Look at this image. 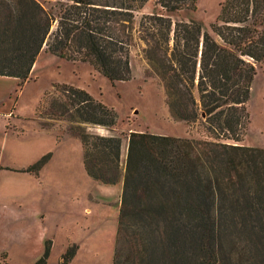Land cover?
Masks as SVG:
<instances>
[{
	"label": "trees",
	"instance_id": "obj_1",
	"mask_svg": "<svg viewBox=\"0 0 264 264\" xmlns=\"http://www.w3.org/2000/svg\"><path fill=\"white\" fill-rule=\"evenodd\" d=\"M53 1L0 0V76L26 79L44 50L127 81L140 46L171 115L203 128L199 137L130 131L121 167L120 136L87 130L114 126L111 107L65 83L45 97L42 125L70 123L87 174L122 179L113 264H264V148L241 143L264 68V0H223L207 27L171 17L197 0H156L138 18L149 0ZM49 157L23 170L37 173Z\"/></svg>",
	"mask_w": 264,
	"mask_h": 264
},
{
	"label": "rangeland",
	"instance_id": "obj_2",
	"mask_svg": "<svg viewBox=\"0 0 264 264\" xmlns=\"http://www.w3.org/2000/svg\"><path fill=\"white\" fill-rule=\"evenodd\" d=\"M222 1L197 0L194 10L171 17L207 27ZM156 9V0H149L136 16ZM130 62L131 79L112 82L87 62L42 50L26 79L0 76V264H35L46 250L45 264H113L123 182L102 184L87 174L80 138L67 133L70 123L42 125L41 104L54 84L83 88L114 110V126L87 130L120 136L121 167L130 131L200 136L199 122L171 115L157 79L146 76L140 46L133 48ZM247 109L241 143L264 148V68L257 69ZM45 154L50 157L37 173L23 170Z\"/></svg>",
	"mask_w": 264,
	"mask_h": 264
}]
</instances>
